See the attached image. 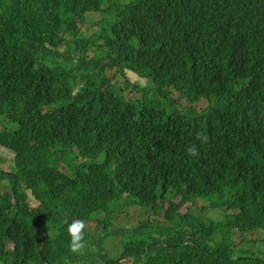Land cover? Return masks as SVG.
I'll return each mask as SVG.
<instances>
[{
  "label": "trees",
  "instance_id": "16d2710c",
  "mask_svg": "<svg viewBox=\"0 0 264 264\" xmlns=\"http://www.w3.org/2000/svg\"><path fill=\"white\" fill-rule=\"evenodd\" d=\"M0 147V264H264V0H0Z\"/></svg>",
  "mask_w": 264,
  "mask_h": 264
},
{
  "label": "rangeland",
  "instance_id": "374dc122",
  "mask_svg": "<svg viewBox=\"0 0 264 264\" xmlns=\"http://www.w3.org/2000/svg\"><path fill=\"white\" fill-rule=\"evenodd\" d=\"M101 15H98L97 13H94L90 16H88V14L85 16L84 20L82 22H80L82 24V26H85V27H82V31L83 32H86V35H90L92 34L93 32H95L97 30V27L95 26H92V29H87L88 26L90 24H95L96 22H98L99 18H100ZM87 27V28H86ZM67 48H64L63 51H66ZM91 54V50L89 52V55ZM125 76L127 78V80L132 83L133 85H138V86H144L145 84H147V80L145 79H141L140 77H138L136 74H134L132 71L126 69L125 70ZM121 86V85H120ZM124 92L126 93L127 90H124ZM123 92V93H124ZM139 96L138 93H136L134 95V97H137ZM176 97V95H174ZM183 104H186V101L184 100L183 101ZM206 107V102L205 101H200L197 105L196 108L200 109V108H204ZM196 112H199V111H196ZM13 153L5 148H2L0 147V167L2 168L3 171L5 172H8L12 167H11V163H13ZM11 164V165H9ZM3 186H6V182L3 181L2 182ZM0 190H3V188L1 187ZM198 205H200V203L198 202ZM136 212V218L134 217H129V216H132L134 213ZM205 215V218H210L212 219L213 218V213L211 212H204L203 213ZM140 218H143V219H147L148 218V215L147 214H143L142 211H139L137 210L136 208H133V209H130V211L128 213H122V212H118L115 214V218H114V222H115V227L116 228H119L118 226H126V227H132L134 225H137L138 224V219ZM151 221L155 220V216L152 215L151 216ZM258 230H254L253 231V234L254 236H258L259 234ZM251 235V236H252ZM233 238L237 241H239V237L238 235H232ZM119 240L117 238H113L110 240V245H116L117 242ZM116 243V244H114ZM250 246L248 247H243V248H239V249H242V250H245L247 251V249H249ZM254 251H258L256 248L253 249Z\"/></svg>",
  "mask_w": 264,
  "mask_h": 264
},
{
  "label": "clouds",
  "instance_id": "9594fccd",
  "mask_svg": "<svg viewBox=\"0 0 264 264\" xmlns=\"http://www.w3.org/2000/svg\"><path fill=\"white\" fill-rule=\"evenodd\" d=\"M196 139L201 144H206L209 141V137L207 134L203 132L196 133ZM186 155L190 157H198L199 156V150L195 143L189 144L185 148ZM86 225L83 220L74 219L70 223L67 224V235L70 238L69 239V249L73 253L79 252L84 248V229ZM235 259V258H233Z\"/></svg>",
  "mask_w": 264,
  "mask_h": 264
}]
</instances>
